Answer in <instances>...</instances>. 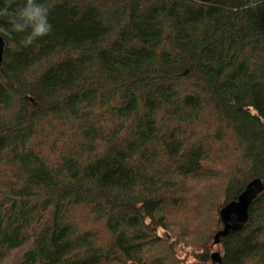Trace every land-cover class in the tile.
Returning <instances> with one entry per match:
<instances>
[{
  "label": "trees",
  "instance_id": "trees-1",
  "mask_svg": "<svg viewBox=\"0 0 264 264\" xmlns=\"http://www.w3.org/2000/svg\"><path fill=\"white\" fill-rule=\"evenodd\" d=\"M23 2L0 0V264H208L264 182V0H42L30 47ZM218 245L264 264V190Z\"/></svg>",
  "mask_w": 264,
  "mask_h": 264
},
{
  "label": "water",
  "instance_id": "water-1",
  "mask_svg": "<svg viewBox=\"0 0 264 264\" xmlns=\"http://www.w3.org/2000/svg\"><path fill=\"white\" fill-rule=\"evenodd\" d=\"M4 50L5 40L0 34V67L3 63ZM263 190L264 182L260 178H253L243 187L235 199L228 201L219 209L221 228L213 236V245H218L221 238H225L245 227L249 218V208ZM210 261L211 264H222L220 252H212Z\"/></svg>",
  "mask_w": 264,
  "mask_h": 264
},
{
  "label": "clouds",
  "instance_id": "clouds-1",
  "mask_svg": "<svg viewBox=\"0 0 264 264\" xmlns=\"http://www.w3.org/2000/svg\"><path fill=\"white\" fill-rule=\"evenodd\" d=\"M8 9H0V15H7ZM50 8L42 0H24L10 16L11 33L22 36L24 47L34 45L38 40L48 36L53 25L49 20Z\"/></svg>",
  "mask_w": 264,
  "mask_h": 264
},
{
  "label": "rangeland",
  "instance_id": "rangeland-1",
  "mask_svg": "<svg viewBox=\"0 0 264 264\" xmlns=\"http://www.w3.org/2000/svg\"><path fill=\"white\" fill-rule=\"evenodd\" d=\"M160 232H161V234H165V232L163 230H160ZM187 250H189V249H187ZM214 251H219L220 254H221V252H222L221 245H213V240H210L208 242V244H207V252L210 255ZM208 264H211V261L210 260L208 261Z\"/></svg>",
  "mask_w": 264,
  "mask_h": 264
}]
</instances>
